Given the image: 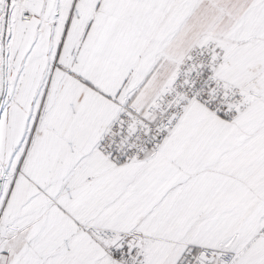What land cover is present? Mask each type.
I'll return each instance as SVG.
<instances>
[{
	"label": "snow or ice",
	"instance_id": "1",
	"mask_svg": "<svg viewBox=\"0 0 264 264\" xmlns=\"http://www.w3.org/2000/svg\"><path fill=\"white\" fill-rule=\"evenodd\" d=\"M0 264H264V0H0Z\"/></svg>",
	"mask_w": 264,
	"mask_h": 264
}]
</instances>
